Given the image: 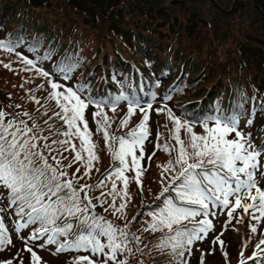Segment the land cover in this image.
I'll use <instances>...</instances> for the list:
<instances>
[{
  "label": "snow or ice",
  "instance_id": "obj_1",
  "mask_svg": "<svg viewBox=\"0 0 264 264\" xmlns=\"http://www.w3.org/2000/svg\"><path fill=\"white\" fill-rule=\"evenodd\" d=\"M15 46L12 41L0 40V48L12 51ZM17 55L21 56L26 66L34 68L40 76L49 78L47 83L51 90L47 98L54 100L60 109L53 111V116L66 126L64 131L58 130V135L63 139H53L47 143V136L37 135L34 131L38 125L33 123L29 126L27 121L16 117L9 119L10 114L0 109V199L6 198L8 206H14L17 216L23 220L17 221V233L29 225H36L28 237H22L25 249L30 253L31 264H41V257L28 245V241L40 240L43 243H35V247L56 244L57 252L84 251L90 254L74 257L73 264H127V260L119 256L132 252L128 246V224L120 227L104 216L97 215L94 210L97 203L100 206L108 204L104 208L105 212L111 208L114 210L112 215L123 213L129 198L130 179L143 191L141 177L145 169L141 161L145 159L144 145L150 136L148 122L152 104L149 102L142 106L139 100L129 96H117L110 101L113 112L116 110V101L121 98L127 101V113L120 120V127H125L137 110L142 114L134 129L126 135L116 136L108 131L111 120L104 111L106 105L103 100L85 98L83 85L73 88L57 82L51 78L49 71L37 67L36 61L20 53ZM51 58V52H47L40 59ZM4 67L10 65L5 64ZM73 67L67 62L54 66L64 80L71 78ZM39 87L43 88L44 85ZM90 106L96 109L92 113L96 132L103 134L113 161H118L95 185L80 183L90 175L93 162L99 160L97 145L92 139L93 132L85 114ZM155 111L167 112L173 124L170 133L175 141L174 145L158 143L156 148L170 154L175 152V156L158 166L163 169L160 173L163 187L157 199L165 198L157 208L147 213L151 219L144 231L164 233L157 247L162 251L170 247L181 264H187L183 259L185 252L190 253L191 246L205 239L213 230L212 220L208 217L214 216L215 212H211L210 206L224 209L229 224L234 218L237 223H243V217L236 215L238 209H242L250 221L258 223L264 219V189L257 180L258 172L264 176V148L251 143L249 135L240 129L235 113L227 114L217 109L215 114L202 120H190L174 115L166 106ZM23 115L29 116L27 112ZM196 124L202 126L203 134L194 130ZM182 130L186 138L181 137ZM74 140H78L79 144L74 143ZM68 152L74 153L71 159L64 155ZM154 155L155 152L147 159H152ZM64 161L68 162L65 164ZM77 163L83 164L82 175H78L81 168L77 167L69 177L67 169ZM126 172H134V176L129 177ZM105 181L111 182V188L107 193L102 191L100 196L94 198L97 203H93L89 190L105 187ZM118 182L122 183L119 190ZM166 193L171 195L165 196ZM104 196L111 197V203L101 199ZM117 198L121 201L118 206ZM244 200L250 202L244 203ZM201 216L202 219H195ZM249 226L252 233L258 231L255 224L250 223ZM131 235L139 243L140 237L134 233ZM217 241L221 246L224 243L219 236L213 243ZM10 244L12 239L9 230L3 216H0V249ZM262 245L264 238L255 244L256 250L247 260L255 261L264 254ZM137 251L142 252L141 249ZM240 256L244 257V253L241 252ZM247 260L241 259L240 264H247ZM0 264H12V261H0Z\"/></svg>",
  "mask_w": 264,
  "mask_h": 264
},
{
  "label": "trees",
  "instance_id": "obj_2",
  "mask_svg": "<svg viewBox=\"0 0 264 264\" xmlns=\"http://www.w3.org/2000/svg\"><path fill=\"white\" fill-rule=\"evenodd\" d=\"M53 2L56 3L54 0H0V40L5 42L12 41L16 45L12 51L30 57L37 64H47L44 67L54 78H63L60 72L54 68L56 64L67 62L74 65L70 73V79L73 80L76 87L84 86V96L86 98L92 97L96 100L104 101L106 105L104 111L111 120V127L108 129L111 134L116 135L115 131L122 119L118 112L121 108L127 107V101L122 98L116 101L115 112L111 110L110 101L115 100L117 96H129L139 100L141 105L144 106L149 102L154 104L155 107L157 105L156 109L164 107V105L158 104H166L172 109L174 115L190 120H202L209 115L215 114L217 109L227 114L235 113L238 115L241 129L248 126L247 130L249 133L247 134L250 137H255L257 142H260L262 138L264 139V107H262L264 105V72H259L262 74L260 75L250 68V62H256L257 65L260 64L264 67V56L256 54L254 58L247 57L249 52L254 55L253 50L249 49L247 51L246 48L241 47L245 57L229 56L228 62L225 63L229 68L224 74H221V77H216L215 74L217 73H212V62L208 63L211 53H207L209 57H203L202 55L203 58L198 57L200 52L197 53V50L202 45L199 43L205 38L202 36L198 37V41L196 40V43L192 44L191 47L185 43L187 36L190 35L191 31L194 33L197 28L194 23H191V26L193 24L192 30L183 38L182 44L174 42L173 45H170L171 38L165 39L168 33L165 31L167 29L162 28L164 26L162 21L153 20L151 23L140 21L136 25L126 27L119 23V19L125 17L122 13L123 8H117L116 11L113 7L108 12V7H106L105 9L107 10L104 9L103 11L106 12L108 23L107 27H105L104 37L97 44L95 40H92L97 33L91 34L85 29L100 25L101 15H97L98 11L94 10L95 15L93 19H90L77 13L79 9L82 12L83 9L90 8L88 5L82 7L80 0H65L63 6H53ZM65 5L68 6L66 7ZM34 7H40V9L36 10ZM44 8L51 13H64L65 16L70 13H76L75 16L78 15L82 19H87L89 23H85L82 20L81 22L79 21L80 19L70 22L65 17L62 20L50 18L42 15ZM145 14L141 13L135 17L143 19L144 17L142 16ZM96 20H99V22L96 23ZM180 34L181 32L177 33V36H181ZM214 35L218 45H221L220 42L223 39L217 37L221 36L220 33ZM114 36L115 38L119 37L121 42L113 40V42L106 45V41L114 39ZM212 41L215 42V39ZM91 42H94V44ZM244 45L246 46V44ZM30 48L33 50L29 51ZM3 50L6 49L0 48L1 52H4ZM47 52H51V60L40 59ZM17 58L20 59L18 56ZM221 58V56L218 57L217 62ZM235 60L239 68L233 64ZM249 60L250 62H248ZM222 64L218 65L224 68ZM231 66L234 67L230 69ZM262 67L260 70L263 69ZM247 68H249L248 72H245ZM239 69H243L245 74ZM210 79L212 84L208 85L211 81ZM32 88H35V86ZM35 91H32L33 95ZM0 92L4 93L1 88ZM166 97H170V99H165ZM0 101H2L1 97ZM37 101L39 100L36 99ZM47 101L48 98L46 97L40 105L43 108L41 115H46L43 121H47L48 126L51 125V131L46 135L48 137L46 142L50 143L53 139H63V137H55L56 121H59L62 126L63 122L53 116L52 107H55L54 103ZM0 109L10 114L9 119L15 116L18 120L27 121L29 126L33 124L32 118L29 119V116L25 117L21 113L15 112V110L5 109L1 107V103ZM130 119L136 121L137 117L134 114ZM156 119L155 123L157 125L164 126V132L160 131L159 135L157 134L156 144L167 142L174 145L175 141L169 131V126L172 122L169 120L167 112L159 113ZM196 128H202V126L196 124L194 129ZM34 131L37 135L43 136L41 129H34ZM92 132L94 142L95 139L104 140L103 134L97 133L96 128ZM163 134H165V137L162 139ZM74 143L79 144L78 140H74ZM160 150L162 149L156 148L155 155ZM99 151L100 148L97 146L96 153ZM69 153L72 156L74 155L72 152L64 153V155L71 159L72 156L70 157ZM104 154L103 158L107 157L109 163L103 168L99 177L89 181H81V183L95 185L97 181L103 179L105 174L118 164V161H113L107 146ZM174 156L175 152L171 154L162 152L159 157L161 161L157 164H154L151 160L147 164L146 161L141 162L145 169L141 177L142 192L135 181L132 183L136 195L135 202H131V206L134 209L136 219L128 224L127 231L129 232V240L133 243L130 247L132 252L135 251L136 259L139 258V253L136 241L132 239L131 235L133 227L146 218L148 216L147 213L157 208L165 198L160 197V199H157L163 187L160 175L163 169L158 166L163 165ZM67 162L64 161L65 164ZM73 168H77L76 164L72 168L67 169V171L73 173ZM127 173L134 176V172H126V175ZM99 189L92 188L89 190V195L93 197V203H97L94 198ZM107 189L103 188L101 192H105ZM168 195H171V193L165 194V196ZM147 196L151 199H146ZM106 201L108 202V200ZM6 204L8 206V203ZM107 206L108 204L100 206L97 203L94 211L97 215L104 216L116 225L123 227L124 225L120 224L109 210L107 212L104 211ZM11 210L15 211L13 207ZM201 218L202 216L195 219L199 220ZM143 236L153 241V243L144 242L143 251L145 253L147 247H150L151 244L153 246L150 248L153 250L154 245L158 243L160 237L164 236V233L143 231ZM238 240L245 245L246 238L239 236ZM155 249L156 253H163L162 250L157 249V245H155ZM73 252L80 253L79 255H90L84 251ZM244 252V256H247L246 251ZM131 253H122L119 258L126 259L129 263H134L131 260ZM92 258L96 259L95 256ZM100 259L102 260L103 257H100ZM148 260L149 258L146 262ZM208 261H210V258ZM233 264L239 263L236 260Z\"/></svg>",
  "mask_w": 264,
  "mask_h": 264
},
{
  "label": "rangeland",
  "instance_id": "obj_3",
  "mask_svg": "<svg viewBox=\"0 0 264 264\" xmlns=\"http://www.w3.org/2000/svg\"><path fill=\"white\" fill-rule=\"evenodd\" d=\"M56 3H52V5H60L63 6L65 3V0H54ZM82 3V7H85L88 5L89 9H79L77 13H79L82 17H88L90 19H93V16L95 15V11H98L97 15H101V23L99 26H95L91 29H85V31L95 34L92 38V40H95L98 44L99 40H102L104 37V31L105 27H107L108 20H106V12L103 11L106 7H108V12H110L113 7L116 10L117 8H123L122 13L125 15L124 18L119 19V23L121 25H125L126 27H130L132 25H136L140 21H145L148 23H151L153 20L156 21H162L164 23V26L162 28L167 29V35L165 36V39L170 40V45H173L174 42L177 44H182L183 38L187 35L189 31L192 30L191 23H194L196 25L195 32L192 33L191 31L190 35L187 36V39L185 41L186 45L191 47L192 44L196 43V40L198 41V37H204L205 40H202L199 44L201 45V48L197 50V53L200 52L198 57H209L207 53H211L210 59L208 63L212 62V73L215 74L216 77H221V74H224L226 70L229 68L225 63L228 62L229 56H244L243 55V48L244 47L249 51V49L253 50L254 55L249 52L247 54V57L254 58L256 57V54L260 56H264V19L259 14L260 12L256 8H249L240 12H236L232 15H223L220 17L213 18L214 14L217 13V9L229 8L232 4L233 0H214L215 5L214 6L209 0H194L190 3L185 4V6H182L181 4H173L171 0H80ZM247 1V0H246ZM250 1V0H249ZM217 2L222 6L217 4ZM251 2V1H250ZM66 7L68 5H65ZM136 6V7H135ZM262 11L264 12V0L262 2ZM36 10L40 9V7H34ZM223 8V9H224ZM224 9V10H227ZM107 10V9H105ZM117 11V10H116ZM227 12H230L227 10ZM143 14V19H138V14ZM71 14V15H70ZM68 16H65L64 13H51L48 9L44 8L42 11V15L57 18L59 20H62L64 17L68 19L70 22L75 21V19H80L79 21H85V23H89L87 19H82L80 17L75 16L76 13H70ZM216 15V14H215ZM219 16V15H216ZM138 19V20H137ZM218 19L217 21H215ZM221 19V20H219ZM81 21V22H82ZM99 20H96V23H98ZM84 24V22H83ZM181 32V36H177V33L179 34ZM220 33L221 39H223L220 44L218 45V41L214 34ZM184 34V36H183ZM85 37H87L85 35ZM215 39V42L212 40ZM113 40L116 42L118 40L121 42V39L119 37L114 36V39H110L106 41V45L113 42ZM212 41V43H211ZM94 44V42H91ZM246 44V46L244 45ZM197 47V46H196ZM170 50V49H169ZM171 51V50H170ZM202 55V56H201ZM222 57L217 62L218 57ZM202 57V58H203ZM245 57V56H244ZM247 61V60H246ZM250 62V60L248 61ZM264 62V60H263ZM223 63L222 65L224 68L219 67L218 64ZM5 64H9L10 67H4ZM235 66H237V62L233 63ZM260 67H259V66ZM256 62H250V68L255 72H264V67L262 65L258 64ZM43 66H47V64H44ZM231 66L230 69H232ZM238 67V66H237ZM249 67V66H248ZM261 67L263 68L262 70ZM239 68V67H238ZM238 68H236L238 70ZM28 69V70H26ZM248 69H245V72H248ZM240 70V69H239ZM244 72V70H240ZM244 72V74H245ZM36 73V74H35ZM262 75L261 73H259ZM49 79V78H48ZM46 77L40 76L34 68H31L30 66H26L21 59H18L17 57H14V55L9 53H4L0 51V88L4 93L0 92L1 100V107H4L8 110H15V112H19L23 115V113L27 112L29 114V117L32 118V122L38 125V128L41 129L42 135L46 136L48 133H50L51 128L48 126L47 121L45 120L46 115H41L42 113V106L40 103H42L46 97H48V86L50 84L47 83L48 80ZM54 79V78H52ZM55 80V79H54ZM62 81H58L62 84H65L66 86H72L73 88L75 85L73 84L72 80H64V78H61ZM211 80V79H210ZM212 84V80L208 85ZM39 85H44L43 88L39 87ZM36 86V88H32ZM33 90H36L33 95ZM35 99H33V97ZM38 99L39 103L34 102V100ZM48 101L54 103L55 107H52L53 111H60V109L57 107L54 100L48 99ZM47 101V102H48ZM19 105V107H17ZM156 108L152 106V109L149 110V122L148 127L150 130V136L148 140H146L144 145V152H145V159L143 161H146V164L149 162V159H147L148 156H150L153 152L156 151L155 141L157 134L160 131L164 132V126H159L155 123L157 121V117L159 116V113L155 111ZM96 109L92 106H90L88 109L85 110V113H88V119L91 123H95L92 119V113ZM120 112V113H119ZM118 114L120 117H124L125 113H127V107L121 108L119 110ZM124 115V116H123ZM136 121H132L129 119L128 124L125 127H117L115 134L116 136L126 135L129 131L134 129L136 125L139 122V119L142 118V114L139 113L137 110L136 112ZM27 117V116H25ZM47 122V123H46ZM56 131H55V137L61 138V136L58 135L59 131H64V125L62 126L59 121H56ZM120 123V122H119ZM91 125V124H90ZM93 125V124H92ZM91 125V126H92ZM173 128V124H170V129ZM198 134H203V128H196L194 129ZM234 136V134H233ZM165 137V134H163L162 139ZM181 137L186 138L184 131L181 132ZM232 138V137H230ZM255 142L257 140L255 139ZM96 145L100 148V151L97 153L99 156L98 161H94L93 168L90 172V177L87 176L82 182L85 180H92L95 178H98L101 174V171L105 166L108 165L107 157H104V152L106 151V145L104 140H97L95 139ZM253 144V143H252ZM264 148V144L262 147ZM162 152H165L164 150H160L154 157L152 156L151 161H153L154 164L159 163L161 160L159 157L161 156ZM137 154H139V150L137 151ZM86 155V154H85ZM69 156L71 157L72 154L69 153ZM141 161V162H143ZM77 167L81 168V173H78V175H82L84 168L82 163H77ZM98 169V171H97ZM75 168H73L72 172H75ZM69 177H71V172L68 171ZM129 177L132 175L127 173ZM257 180L259 183V186L264 189V176H260L259 172L257 173ZM80 181V183H81ZM134 180L130 179L129 187H128V193L129 198H127V207L124 209L123 213H117L114 216L118 222L122 225L125 223L129 224L133 220L132 218L135 216V212L133 207L131 206V202H135V195L134 188L132 186ZM105 187L108 188L105 193L109 191L111 188V182L105 181ZM118 190L122 187V183L118 182L117 184ZM103 188H100L96 192V197L100 196L101 190ZM101 199L108 200V203H111V197L104 196L101 197ZM146 199H151L150 197H146ZM120 199L117 198V206L120 203ZM244 203H249L250 201L244 200ZM211 212H215V215H209V219L212 220L213 223V230L209 232L208 236L201 240L195 242L192 246L191 252H185L184 260L187 261V264H201V260H203V264H233L237 258L240 256L241 252L245 251L244 244L239 242V236L242 238H248L249 234L252 233L249 224H255L257 226L258 231L256 233H252L256 243L259 242L260 239L264 238V219H262L260 222L256 221H250V218L247 217L246 220L244 218L246 217L243 213L242 209H238L236 215L238 217H243V223H237L236 219L234 218L231 223H228V217L226 214V211L222 208H214L210 206ZM109 211L112 213L114 210L109 208ZM0 216H3L4 222L6 227L9 230V235L12 239V244L7 245L6 247H3L0 249V261H8L11 260L12 264H31V256L30 253L27 252L25 249V242L22 239L26 238L30 235L29 233V226L27 228L20 229V231L17 233L15 231V228L17 227V224H14L12 222V217L5 212L3 205L1 203L0 199ZM150 217L147 216L142 221H140L137 225L133 227V233L140 237L139 243L136 242L138 249H141V251H138L139 258L136 259L135 251L131 253V260L134 261V263L127 264H147L146 260L148 258H151L150 264H181L180 260L176 258L171 251V248L164 249L165 252L163 253H156L155 245H158L156 243L153 247V244H151L150 247H147L145 253L143 249V244L145 241H149L150 243H153V241L150 240V238H146L143 236L144 228L147 227V222L150 221ZM132 233V234H133ZM219 236L220 240H222L224 243L221 246L219 241L216 243H213V240ZM163 237L159 238V241H161ZM35 243H43V240L33 242L28 241V245L32 246L34 248V251L37 252V254L41 257V264H73V259L76 256H67V254H62L54 250L50 245H45L43 248L35 247ZM132 241L129 240V247L132 246ZM264 246V245H262ZM158 249V247H157ZM167 249H170L168 252ZM245 254V253H244ZM210 258V261L208 259ZM208 261V262H207ZM46 262V263H44ZM264 263V259H263Z\"/></svg>",
  "mask_w": 264,
  "mask_h": 264
},
{
  "label": "flooded vegetation",
  "instance_id": "obj_4",
  "mask_svg": "<svg viewBox=\"0 0 264 264\" xmlns=\"http://www.w3.org/2000/svg\"><path fill=\"white\" fill-rule=\"evenodd\" d=\"M173 4H181L182 6H185L186 2L187 3H190L191 1H194V0H171ZM214 6H216L212 0H209ZM216 1V0H215ZM251 1V2H250ZM233 0L232 4L230 5V7L227 9V8H224L222 7L218 2L217 4L220 6L221 10L217 9L218 13H222L223 15H232L236 12H240V11H243V10H246V9H249L251 7L253 8H256L260 13V15L264 18V12L262 11L263 7H262V2L263 0ZM227 9L228 11L230 12H224L222 11V9ZM223 9V10H224Z\"/></svg>",
  "mask_w": 264,
  "mask_h": 264
}]
</instances>
